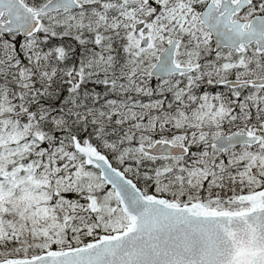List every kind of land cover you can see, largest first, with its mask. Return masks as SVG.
Listing matches in <instances>:
<instances>
[{
    "label": "snow or ice",
    "instance_id": "6c2138e0",
    "mask_svg": "<svg viewBox=\"0 0 264 264\" xmlns=\"http://www.w3.org/2000/svg\"><path fill=\"white\" fill-rule=\"evenodd\" d=\"M0 264H264V0H0Z\"/></svg>",
    "mask_w": 264,
    "mask_h": 264
}]
</instances>
